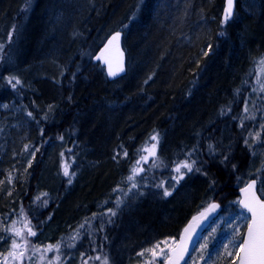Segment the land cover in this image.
Masks as SVG:
<instances>
[{
    "label": "trees",
    "instance_id": "1",
    "mask_svg": "<svg viewBox=\"0 0 264 264\" xmlns=\"http://www.w3.org/2000/svg\"><path fill=\"white\" fill-rule=\"evenodd\" d=\"M223 2L0 0V229L20 230L37 264H114L121 233L177 237L207 201L236 200L251 157L239 123L264 74V0H236L226 23ZM114 30L127 68L109 81L90 52ZM153 135L160 166L150 157L134 175ZM184 160L193 171L177 183ZM0 237L8 251L23 243Z\"/></svg>",
    "mask_w": 264,
    "mask_h": 264
},
{
    "label": "snow or ice",
    "instance_id": "2",
    "mask_svg": "<svg viewBox=\"0 0 264 264\" xmlns=\"http://www.w3.org/2000/svg\"><path fill=\"white\" fill-rule=\"evenodd\" d=\"M143 3V0H141ZM232 6L233 0H228V8L225 10L224 20L223 23H226L232 15ZM223 35V33H221ZM120 33H116L109 41L108 45H112L114 42H118ZM2 47V46H0ZM108 51V46L105 47V50L101 52V55L97 57L98 60H103L106 64H108V75L109 76H116L118 72H122L123 63L122 57L123 53L119 52V48L117 45V52H119L120 60L117 63L116 68H113L112 61L107 59L105 53ZM206 54V53H205ZM261 65V72L264 73V58L260 61ZM259 82V79H258ZM7 83L13 89L17 87V85L21 84V81L16 77H8ZM260 90L264 91V83L260 84ZM6 106V105H5ZM244 111L247 112V103H245ZM31 115V113H29ZM241 127H243V122H241ZM261 129H264V124H262ZM249 136H254V139H258L260 133L257 132L255 134L249 133ZM152 141H156L157 143L151 144L149 147L147 145L143 146L141 149H138V152L147 153V155H140L139 158L135 162V166L132 169L133 174H138L139 172H143L144 168L141 165V162L148 163L149 158H152V167H159L160 164L157 163L159 157L157 156L156 148L159 142L158 135H153L150 137ZM248 141L245 140V144ZM251 147V145H249ZM211 148V146H210ZM127 156V152L124 153ZM191 156V153H189ZM115 159V157H114ZM227 159V157H225ZM162 163V161H160ZM195 161L191 163L188 160L176 162L174 171L177 173L173 179L179 183L180 180L184 178L185 172L182 169H186L188 172L193 171V165ZM70 164L66 163L64 165V175L69 176V183H71V177L75 175L74 172L70 173L69 168ZM235 167V166H233ZM138 169V170H137ZM200 169L197 168L196 171ZM129 180L133 179V176L128 177ZM164 182L162 181L158 187H163ZM136 185L133 184V187ZM256 181L252 180L251 183H248L244 188L241 189L243 193V198L240 199L237 203L239 204L240 208L243 210L240 213V219L244 222V228L246 231L241 233L240 228L236 227L234 229L233 239L229 241L227 245H224L226 256L231 257L229 264H264V200L257 195L256 192ZM261 193L264 194V187L261 188ZM165 196L171 195L167 188H164ZM43 195H47L46 193ZM40 200V197L36 198ZM46 203V201H43ZM210 207L215 208L217 205L212 204ZM250 213V216L244 214V212ZM115 215V213H113ZM203 215V214H201ZM194 220L197 219L196 217L193 218ZM27 228V236H35L36 232L32 230L30 226V222L25 225ZM83 227V225H81ZM192 225L185 227L183 233L180 238L177 240L176 238L165 239L161 241H157L152 247L144 249V251L140 252V256H144L145 253H149L151 255V259L146 262V264H157V260L159 258L161 264H180V261L184 259L185 255L188 253V243L191 241L190 229ZM0 231L4 232H11L14 233L16 237H20L23 243H18L16 239L12 240L11 249L8 251L7 255L4 257L3 264H9V257L13 260H22L25 256V252L28 250L27 246L30 241L27 237L22 236L20 230L15 229L13 227L3 228ZM0 239H7V237H0ZM73 241L76 239L75 236L70 237ZM61 246V242H57L55 245L49 244L46 248L43 249V252H50V251H59ZM74 247L75 245H68ZM231 246V247H230ZM202 249H206L207 242L201 246ZM41 249L36 248L33 246L32 254L36 252H40ZM31 257L29 256V259ZM41 259H44V256L41 255ZM59 259V257H57ZM94 259L100 260V256H96ZM200 259H204V256L201 255ZM49 264H52L49 261ZM87 264V262H85ZM102 264H109L107 256H105L102 260Z\"/></svg>",
    "mask_w": 264,
    "mask_h": 264
},
{
    "label": "rangeland",
    "instance_id": "3",
    "mask_svg": "<svg viewBox=\"0 0 264 264\" xmlns=\"http://www.w3.org/2000/svg\"><path fill=\"white\" fill-rule=\"evenodd\" d=\"M91 55L92 52H90V56ZM2 77L4 80H7V78L11 76L7 77L2 75ZM261 83H264V74L248 93L246 98L248 111L243 112L239 123V125H241L242 121L245 123V125L243 123L246 127L244 138L248 141L247 146L251 151V157L247 167L237 177L238 186L244 185L251 177L256 178L258 182V192L260 194H262L260 191L261 188L264 187V129L260 127L264 124V91L260 90ZM250 132L253 134L259 132V138L254 139V136H249L248 134ZM249 145H251V147ZM148 146L150 147L151 144ZM211 201H207L198 214H200ZM237 202L238 197L235 201L224 206V210L203 233L185 264H229L232 258L226 256L224 245H227L229 241L233 239L234 229L236 227H239L240 231H242L241 228L244 230V222L239 218L243 210L239 207ZM244 214L247 215L246 212H244ZM170 238L177 239V237L173 235L158 237L154 234L134 238L126 232H123L112 241L111 260L114 264H146V262L151 259V255L145 253L144 256H140L139 253L146 248L152 247L157 241ZM206 242V249H202L201 246ZM41 243L42 241L36 242V247L40 246ZM28 252L29 249L25 252V256L22 260H13L9 257V264L32 263L31 261L33 260H35L34 263L37 264L39 261L36 258L34 259V257L29 259ZM7 253L8 247L4 243V240L0 239V264H3L4 257ZM201 255L204 256V259H200ZM70 264H80L79 259L77 257L72 258ZM157 264H161L159 258Z\"/></svg>",
    "mask_w": 264,
    "mask_h": 264
},
{
    "label": "water",
    "instance_id": "4",
    "mask_svg": "<svg viewBox=\"0 0 264 264\" xmlns=\"http://www.w3.org/2000/svg\"><path fill=\"white\" fill-rule=\"evenodd\" d=\"M227 8H228V0H224L223 9H222V13H221V22L222 23L224 20L225 10ZM235 8H236V0H233L232 15L228 21H230L234 17ZM116 33H120L118 42H114L112 45L109 46L108 41ZM117 45L119 48V52L123 53L122 63H123V69L124 70L122 72H118V74L116 76H109L108 75V64H106L103 60H98L97 57L100 56L101 52L105 50L106 46H108V51L105 53V56L107 59H110L112 61L113 68L115 69L118 61L120 60L119 52H117ZM91 59L93 62L98 63L103 68L104 74H105L107 80H109V81L116 80V79L122 77L123 75H125L127 65H126V53H125V50L123 47V32L120 30H114V31L110 32L105 37L104 41L100 44V46L94 51ZM252 180L256 181V189L255 190L257 192V195L260 196L258 193V189H257V187H258L257 180L255 178H251L244 185L240 186L237 189L238 201L243 198V193L241 192V189L244 188L248 183H251ZM260 198L262 200H264V195L260 196ZM212 204L217 205V207H215V208L210 207V205H212ZM222 208L223 207L219 201L213 200L203 209V211L201 212V214H203V215L200 214L199 216L196 217L197 219H195V220L192 219L191 221H189L185 225V227L189 226L190 224L192 225V227L190 229L191 241L188 243V253L185 255L184 259L180 261V264H185V262L187 261V259L190 256V254L192 253L194 247L197 245L198 241L200 240L202 234L207 229V227L210 225V223L220 214V212L222 211ZM247 215L250 216L251 214L247 213ZM185 227L179 233L177 240L180 238V236L182 234H184L183 230L185 229ZM244 231H246V229H244Z\"/></svg>",
    "mask_w": 264,
    "mask_h": 264
}]
</instances>
